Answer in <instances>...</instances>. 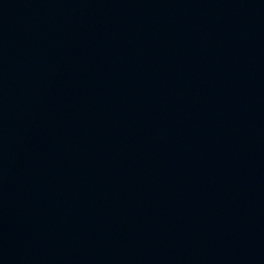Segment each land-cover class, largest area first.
I'll return each instance as SVG.
<instances>
[{
    "label": "water",
    "instance_id": "water-1",
    "mask_svg": "<svg viewBox=\"0 0 264 264\" xmlns=\"http://www.w3.org/2000/svg\"><path fill=\"white\" fill-rule=\"evenodd\" d=\"M0 264H264V0H0Z\"/></svg>",
    "mask_w": 264,
    "mask_h": 264
}]
</instances>
